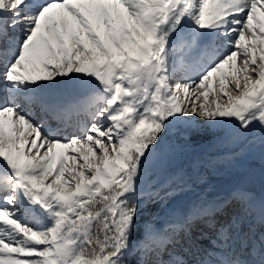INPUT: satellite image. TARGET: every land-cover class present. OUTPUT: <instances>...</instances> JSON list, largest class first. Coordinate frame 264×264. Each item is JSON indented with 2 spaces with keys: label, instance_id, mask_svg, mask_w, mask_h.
I'll use <instances>...</instances> for the list:
<instances>
[{
  "label": "snow or ice",
  "instance_id": "6c2138e0",
  "mask_svg": "<svg viewBox=\"0 0 264 264\" xmlns=\"http://www.w3.org/2000/svg\"><path fill=\"white\" fill-rule=\"evenodd\" d=\"M257 150L264 0H0V264H264Z\"/></svg>",
  "mask_w": 264,
  "mask_h": 264
},
{
  "label": "rangeland",
  "instance_id": "374dc122",
  "mask_svg": "<svg viewBox=\"0 0 264 264\" xmlns=\"http://www.w3.org/2000/svg\"><path fill=\"white\" fill-rule=\"evenodd\" d=\"M205 144L207 146V143H205ZM201 147H202V145L199 142H196L193 139L191 141H188L186 143V146H185V151L187 153V156L190 157V158H199L200 156L198 157V153H200V152L203 153ZM207 148H208V146H207ZM198 149H201V151H198ZM207 151H209V150L207 149ZM195 152H197L196 155L192 156ZM208 153H210V151ZM216 157H217V153L214 152L212 155H210L209 158H216ZM244 162H245V159L240 160V161H236V162H233V163H227V162L218 163L216 165V167L210 173V176L216 177V179H212V180L209 179V182L210 181H214V182H228V181L231 180L230 181L231 183H228V185L231 186L232 182H233L232 179H235L234 177H231V176L234 175L235 172H237V171H239V172L243 171V167L241 165ZM223 168H226V169H229V170H226V169H223ZM260 177H261V173L258 172V178H257L256 181L249 180V179H246V178H241L240 182L241 183H245V184H249V185H258V186L261 187V178ZM222 184L223 183H221V185ZM209 185H210V192L212 194H215L216 191L211 187L214 184L210 183ZM219 192H222V190L219 191ZM152 211L153 212H156V211H161L162 212L163 210L162 209L153 208Z\"/></svg>",
  "mask_w": 264,
  "mask_h": 264
},
{
  "label": "trees",
  "instance_id": "16d2710c",
  "mask_svg": "<svg viewBox=\"0 0 264 264\" xmlns=\"http://www.w3.org/2000/svg\"><path fill=\"white\" fill-rule=\"evenodd\" d=\"M193 140H195L196 142H199L201 145H202V151H203V153H198V157L200 156H206L207 155V153H208V151H207V146H206V144L205 143H207L206 141H204V140H202L201 138H198V137H193L192 138ZM200 148V147H199ZM207 148V149H206ZM206 149V150H205ZM198 151H201V149H198ZM258 151H256L255 152V154L251 157V158H249V160H252V162H251V164H248L249 166H251V165H254V166H256V167H258V168H262V166H261V161H260V157H259V155H258V153H257ZM196 153L197 152H195L192 156H195L196 155Z\"/></svg>",
  "mask_w": 264,
  "mask_h": 264
}]
</instances>
